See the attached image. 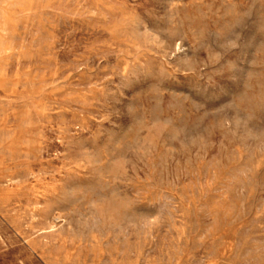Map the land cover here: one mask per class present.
<instances>
[{
    "label": "rangeland",
    "instance_id": "374dc122",
    "mask_svg": "<svg viewBox=\"0 0 264 264\" xmlns=\"http://www.w3.org/2000/svg\"><path fill=\"white\" fill-rule=\"evenodd\" d=\"M0 264H264V0H0Z\"/></svg>",
    "mask_w": 264,
    "mask_h": 264
}]
</instances>
